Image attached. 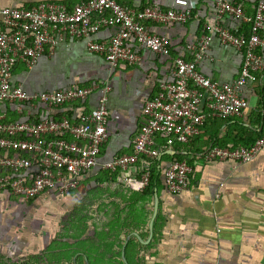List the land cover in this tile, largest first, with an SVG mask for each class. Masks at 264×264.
Returning a JSON list of instances; mask_svg holds the SVG:
<instances>
[{
	"label": "crops",
	"instance_id": "crops-1",
	"mask_svg": "<svg viewBox=\"0 0 264 264\" xmlns=\"http://www.w3.org/2000/svg\"><path fill=\"white\" fill-rule=\"evenodd\" d=\"M41 1L61 2L70 7L80 0H0V5L27 6ZM210 1H125L134 8L143 5L191 8L192 15L184 23H148L151 32L167 38L170 47L168 56L140 50L142 58L138 63H121L111 68L103 56L87 49L86 39L66 37L52 51L45 50L31 67L17 61L11 81L30 93L108 83L106 139L100 146L98 162L100 164L117 155L129 153L142 120L143 103L156 94L160 82L170 80L172 57L183 55L192 58L186 46L197 45L201 37L208 33L206 27L213 24V17L208 11ZM236 1L241 3L244 14L251 16L258 0ZM226 25L232 30L236 28L239 33L248 34L246 22L239 24L238 21L229 20ZM116 31L115 25L102 26L91 38L107 39ZM206 53L207 56L197 65L203 74L218 82H230L238 75L241 51L212 37ZM256 76L255 81L241 87L239 94L247 100L248 106L239 115L206 121L200 134L188 143L166 144L164 138L155 137L154 146L159 150V155L156 168L153 166L152 169L154 179L151 194L125 184L118 172L107 175L99 165L83 173L77 187L67 194L60 195L50 188L24 201L6 190L0 191V251L14 258L39 253L52 243L55 247L59 240L54 239V234L77 222L73 220L76 217L73 212L78 207L75 204H79L93 185L104 183L108 185L115 202L107 217L108 222L115 226L116 218L119 225L123 226L124 222L130 230L126 235L119 233L114 244L120 240L123 245L126 236L134 231L142 240L130 235L125 242L126 245L131 240L133 246L128 256L124 255L127 264L130 261L137 264H264V144L253 158L245 162L204 161L199 156L212 143L226 142L232 145L234 141H239L243 132L248 134L261 129L264 106L256 89L264 86V73ZM99 95V91H93L83 100L67 102L49 110L39 108L33 110V114L37 118L54 115L75 121L82 112L89 111L98 103ZM0 112L7 119H15V115L19 114L8 104L0 105ZM24 113L21 112V115L26 116ZM197 149H201L199 154L195 151ZM163 153L179 154L190 161L192 173L189 185L179 193L170 194L165 188L162 170L169 160L160 158ZM145 161H148L145 168L149 167L152 160L144 156L135 163L133 170L137 177ZM154 194L157 196V211L152 222L151 237L145 243ZM60 214L67 216L62 225L57 224ZM88 225L93 229L100 227L94 221ZM116 251L112 249L110 253H101L94 250L91 255L96 264H108L107 259L113 261L110 264H120L118 260L124 264L121 249L120 255ZM83 258L86 261V257Z\"/></svg>",
	"mask_w": 264,
	"mask_h": 264
},
{
	"label": "built area",
	"instance_id": "built-area-1",
	"mask_svg": "<svg viewBox=\"0 0 264 264\" xmlns=\"http://www.w3.org/2000/svg\"><path fill=\"white\" fill-rule=\"evenodd\" d=\"M118 0H80L68 7L61 2L41 1L28 6L0 5V105L8 104L21 114L39 108H56L74 100H83L99 91L98 103L82 112L75 121L66 117L44 116L33 119H7L0 112V191L26 201L46 189L63 195L76 188L79 177L100 168L118 172L125 184L144 187L149 172L142 164L139 177L133 167L144 156L158 158L155 137L164 143H188L199 135L202 125L214 117L239 115L247 100L241 87L264 73V0L255 3L251 16L244 14L236 0H211L208 6L213 24L207 26L197 45H187L192 58L175 55L171 59L170 80L159 84L156 94L145 100L142 120L132 140L129 153L100 163V146L106 139V105L108 83H91L64 89L26 92L11 81L13 67L23 61L31 67L45 50L52 51L66 37L86 39L90 52L104 57L111 68L124 63H138L140 50L168 56L170 47L165 36L149 30L148 23H184L191 8H161L144 5L134 8ZM229 20L248 24V34L234 33ZM115 25L117 31L107 39L91 36L102 26ZM212 37L241 51L238 75L230 82H218L198 69L207 56ZM264 144V107L260 136L249 146H206L199 156L204 161L232 160L245 162L255 156ZM192 166L186 159L172 160L163 169L165 188L176 194L189 185Z\"/></svg>",
	"mask_w": 264,
	"mask_h": 264
},
{
	"label": "trees",
	"instance_id": "trees-1",
	"mask_svg": "<svg viewBox=\"0 0 264 264\" xmlns=\"http://www.w3.org/2000/svg\"><path fill=\"white\" fill-rule=\"evenodd\" d=\"M28 6V5H27ZM144 6V5H143ZM69 7V6H68ZM237 30V29H236ZM234 33H239L238 30L235 31ZM257 94L260 97V102L261 104L264 106V86L263 87H257L256 89ZM38 110V109H37ZM49 110V109H48ZM25 115H19L16 114L15 115V119H33L34 121H38L40 118H37L36 116L34 117V112L32 113L31 111H24ZM48 116V115H46ZM24 117V118H23ZM50 117L52 118H57L54 115H51ZM216 118H220V117H214L211 118L207 121L216 119ZM14 119V118H13ZM243 134V135H242ZM240 134L241 136H239V141H234L232 143V145H228L226 144V142H217V143H212L213 145H217V146H226V147H238V146H249L251 145L261 134V129H258V131L256 132H248V134H244V132ZM197 136H195L194 138H196ZM194 138H192L190 141H192ZM189 141V142H190ZM163 142H165V140H163ZM176 144H180L178 142L173 141ZM201 149H197L195 150L196 153L199 154ZM161 157H166V159L170 161L172 160H182V159H186L185 157L179 155V154H168V153H163ZM149 160V159H148ZM187 160V159H186ZM158 162V159H153L152 161H150V166L144 168L146 171L149 172V176H148V180L146 182V184L144 185V187H140L139 191L143 192V193H147V194H151L152 193V186H153V179H154V175L152 169H154L153 166L156 165V163ZM188 163H190L189 160H187ZM166 166V165H165ZM156 168V166H155ZM163 171V170H162ZM107 175H114L115 172H110L109 170H105L104 171ZM140 173H138L139 175ZM75 189V188H74ZM72 189V190H74ZM71 190V191H72ZM70 193V191L68 192ZM67 194V193H66ZM33 197L29 198L28 200L32 199ZM26 200V201H28ZM115 226H112L110 222L106 223V228L107 231L105 232L104 229H100L97 230L96 226L95 228L91 229L88 228V224L84 222H82V224L78 225H73L71 226V228L74 229V232L76 233H72V236L69 237H60L56 234H54V239H58L59 242L60 240H62V243L60 246L58 247H52V248H48L44 251H39V253H34V254H28L25 258L22 259H18L17 262H15L14 264H67L68 262H70L71 264H96V261L93 260L91 253L94 250H100L101 253H110L112 249L117 250L116 252L118 253V255H120V249L122 246V243H120V240L118 243L114 244V237L115 240L117 239V237H119V233H123L124 235H126L130 230L127 229V226L125 225V223L123 222V226L119 225V223H117V219L115 218ZM77 223V222H75ZM118 227V228H117ZM105 228V227H102ZM112 239V240H111ZM130 248H133L131 240H129L127 242V244L124 247V255L128 256V251L130 250ZM79 252L81 254H79ZM4 256L7 257V259L12 260L11 256L9 255H5ZM83 256L86 257V261L84 260ZM74 257V258H73ZM130 261V260H129ZM87 262V263H86ZM106 262H108V264L112 263L110 262L108 259L106 260ZM116 262V261H115ZM120 264H123L121 260L117 261ZM135 261H130V264H137L134 263ZM115 264V263H113ZM117 264V263H116Z\"/></svg>",
	"mask_w": 264,
	"mask_h": 264
},
{
	"label": "rangeland",
	"instance_id": "rangeland-1",
	"mask_svg": "<svg viewBox=\"0 0 264 264\" xmlns=\"http://www.w3.org/2000/svg\"><path fill=\"white\" fill-rule=\"evenodd\" d=\"M114 203L115 202H113V198H111L110 189L108 185L104 183L98 184L96 186L93 185V187L90 188L89 192L84 196V198L80 200L79 204L78 203L75 204L78 207L76 208V212H73V214L76 215V217H74L73 220L77 221V223H75L74 225L76 224L80 225L84 221L87 224H91L92 221H94V222H97L98 225H100V227L97 230L104 229V231L106 232L107 228L105 225L108 222L107 217L110 215V212H111V209L113 208ZM72 209H75V208H72ZM61 216L62 214H60V218L58 219L57 224L62 225L66 222L67 216L66 215L62 217ZM102 227H105V228H102ZM58 231H59L57 234L58 236L69 237V236H72L74 229L71 227L70 228L65 227V228H61V230H58ZM61 244H63L62 240H60L59 243H56L55 247H58ZM49 247L52 248L53 243L49 244ZM46 249H48V247L44 248L43 250H46ZM4 254L6 255V253H3L0 251V264H14L15 262L18 261V259H22L26 257V256H17V257L13 256L14 258H11L12 260H10V259H7V257L4 256ZM67 264H71V263L68 262Z\"/></svg>",
	"mask_w": 264,
	"mask_h": 264
},
{
	"label": "water",
	"instance_id": "water-1",
	"mask_svg": "<svg viewBox=\"0 0 264 264\" xmlns=\"http://www.w3.org/2000/svg\"><path fill=\"white\" fill-rule=\"evenodd\" d=\"M156 211H157V196H156V194H154V196H153L152 214H151L150 220L148 222L149 234H148V238L145 241H143L145 243H147L149 241L150 237H151V233H152V222H153V219H154V217L156 215ZM130 235H134L139 241H142L141 238H140V236L135 231L134 232H131L130 234H128L126 236L125 241H124V243L122 245V248H121V257H122V260H123L124 264H127V262H126V260L124 258L123 248H124L125 242L127 241V239L129 238Z\"/></svg>",
	"mask_w": 264,
	"mask_h": 264
}]
</instances>
